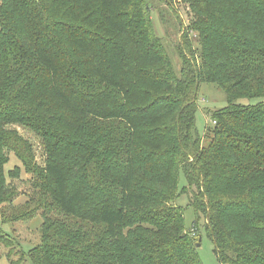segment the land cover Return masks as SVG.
<instances>
[{"label":"trees","instance_id":"obj_1","mask_svg":"<svg viewBox=\"0 0 264 264\" xmlns=\"http://www.w3.org/2000/svg\"><path fill=\"white\" fill-rule=\"evenodd\" d=\"M72 1L79 3L75 13ZM212 1L216 4L208 14L206 3ZM181 2L191 10L188 25L198 37L194 49L186 37L184 46L192 55L197 52L198 59L181 54L176 71L154 33L152 0H0V205L15 196L6 182L5 152H18L19 141L7 125L32 127L43 137L49 157H69L74 166L83 158L85 168L87 161L95 165L96 175L104 173L105 162L96 157H126L124 172L114 176L117 190L96 186L93 191L79 181L70 190L67 166L47 160L37 175L50 202L68 215L96 209L111 249L99 255L105 258L91 260L80 249L49 244L43 222L42 242L27 253L31 264H202L194 238L201 217L220 264H264V106L235 102L264 97V0ZM55 5L59 13L52 10ZM100 13L102 18L93 24ZM222 14L233 22L224 25ZM257 29L261 35L253 33ZM58 30H66V42L83 54L97 48L102 66L72 60L54 32ZM129 42L134 48L127 50ZM130 55L126 75L124 57ZM201 82L215 84L227 97L224 108L207 110L212 125L204 129L206 145L195 130ZM44 92L71 117L114 120L122 126V143L114 132L100 135L96 142L108 143L102 153L95 141L52 127L60 116L42 117L49 105ZM134 144L142 146L137 176ZM20 159L25 165L24 157ZM181 172L186 185L178 193ZM180 194L195 214L190 231L176 204ZM138 205L144 207L133 211ZM129 212L139 230L152 226L162 233L155 240L136 237L143 249L137 257L123 250ZM8 220L2 213L0 243H5L1 225Z\"/></svg>","mask_w":264,"mask_h":264},{"label":"rangeland","instance_id":"obj_2","mask_svg":"<svg viewBox=\"0 0 264 264\" xmlns=\"http://www.w3.org/2000/svg\"><path fill=\"white\" fill-rule=\"evenodd\" d=\"M150 18L154 25V33L160 38L162 45L164 46L165 53L169 56L176 71H179L181 66L182 55L187 59H196L197 52L195 54L189 53L184 46V37L189 39L192 48L194 49L197 44V33L189 27L188 21L192 15L190 9H186L183 6L181 0H152ZM72 3V12L75 13V9L78 8V2ZM91 4V3H89ZM206 10L204 12L211 13L210 10L214 7L216 2H208ZM94 5V4H93ZM96 5V3H95ZM225 5V4H224ZM59 6L55 5L52 10L58 11ZM204 8V7H203ZM87 10V9H86ZM85 10V11H86ZM105 16V13L103 14ZM177 16V17H176ZM222 18L224 25H230L234 18L227 17L225 14ZM76 17V16H75ZM93 24H95L97 18H102V14L94 16ZM77 18V17H76ZM92 23V22H91ZM90 26V23H85ZM249 25H246L248 27ZM219 29V28H218ZM242 32L241 29H238ZM61 31V32H60ZM64 42L62 45L65 50L69 51V56L72 60H86L95 66L97 64L102 66L103 57L99 53V50L92 46V52L89 54H83L78 49H74L73 45L66 42L67 36L62 33H67L66 30L54 31ZM229 33V32H227ZM253 33H257L256 36L261 35L259 30H255ZM68 34V33H67ZM250 33H246V35ZM113 36L118 37L119 34L112 33ZM217 38V37H214ZM121 38H118L120 40ZM213 39V38H212ZM186 44V43H185ZM231 45V42H230ZM127 50L133 49L132 43H125ZM181 51V52H179ZM195 55V57H193ZM198 59V58H197ZM133 60V55L124 57V67L126 75L129 71V63ZM43 98L49 102L48 108L44 110L42 117L50 118L52 114H56L58 121H53L51 126L65 131L66 128L75 132L79 137H87L89 142H94L97 149L102 153L106 151L107 141L98 143L96 142L100 135H106L107 132H114L113 137L119 136V145L122 143V126H116L114 120H103L100 118H92L91 116H75L65 114V110L47 93H43ZM242 105H256L262 104L264 106V97H244L235 101ZM197 111L195 113V130L201 135V145H206L207 137L205 135L206 125H212L211 118L207 113L209 111H215L224 108L227 105V97L225 92L218 88L215 84L208 82H201L199 84L197 93ZM84 126L86 131H82L79 127ZM6 129L13 130L17 134V140L19 146H17L18 152L14 150H6L5 154L8 157V162L5 165L6 182L10 186L11 190L15 191L14 198L8 203L0 205V217L3 213L4 217L10 223L1 225L5 237V243H0V264H31L27 253L42 242V223L46 225V233L49 238L45 239V242L58 246L67 245L73 249H80L84 251L89 259L105 258L103 255L109 253V244L106 242L105 231L102 229V225L96 221V214L98 211L93 208H83L82 213L77 215H68L62 213L59 208L51 203V198L45 194L46 190L42 185V179L39 177V170H41L48 159L55 158V160L64 163L67 166L68 172V188L73 190L75 186L79 185L83 188H89L93 191L96 186H110L112 190H117V185L114 180V176H120L125 170V155L122 153L120 157H96L100 160L103 158L104 173L96 175V167L93 163L87 161V167L85 168V162L83 158L77 160L76 166L72 165L71 160L68 166L65 161L66 157H49L48 150L43 137L38 132L27 125L20 123H13L6 126ZM87 134V135H86ZM205 135V136H204ZM213 135V134H210ZM138 145L140 143L138 142ZM133 145L134 153L133 158L135 160L136 176L140 175L141 166L140 161L143 157L140 156V149L142 146ZM166 146V145H165ZM167 147V146H166ZM125 150V147H122ZM57 155L58 152H55ZM72 153V152H71ZM104 156V155H103ZM20 157H24V163ZM106 162L109 166H106ZM98 170V169H97ZM86 171L82 178L76 180L77 176ZM136 178V177H135ZM78 185V186H79ZM186 185L185 178L182 172L179 174L178 179V193L181 192ZM88 189V190H89ZM45 191V192H43ZM113 203V201H112ZM176 204L182 209L184 224L188 231L193 227L195 220V214L191 207L187 206V198L185 195L180 194L176 200ZM144 205H138L132 210L139 212ZM96 211V213H95ZM133 213L129 212L126 218V225L123 229L124 247L128 252H134L129 254L137 257L138 253H142V243L137 240L146 239L147 237L155 239L162 238V233L152 231V226H147L149 230H139V224L131 221ZM14 219V220H13ZM197 223L195 224V226ZM200 240L196 246L198 258L202 264H220L213 250V244L208 238L204 229V221L201 217L198 222ZM197 238V232L194 234V238ZM93 245V246H91ZM93 249V252L92 250ZM101 250H103L101 254ZM127 252V254H128ZM110 255V254H109ZM88 259V263L90 260ZM111 259V258H110ZM113 264H116L114 260Z\"/></svg>","mask_w":264,"mask_h":264},{"label":"water","instance_id":"obj_3","mask_svg":"<svg viewBox=\"0 0 264 264\" xmlns=\"http://www.w3.org/2000/svg\"><path fill=\"white\" fill-rule=\"evenodd\" d=\"M200 240V235L197 236V241L196 242H199ZM196 246L198 245V243L195 244Z\"/></svg>","mask_w":264,"mask_h":264}]
</instances>
